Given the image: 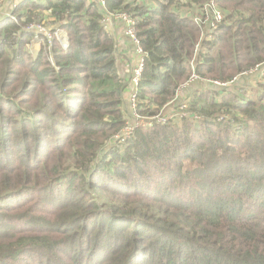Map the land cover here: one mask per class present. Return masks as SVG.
<instances>
[{
    "label": "trees",
    "instance_id": "trees-1",
    "mask_svg": "<svg viewBox=\"0 0 264 264\" xmlns=\"http://www.w3.org/2000/svg\"><path fill=\"white\" fill-rule=\"evenodd\" d=\"M209 1L21 0L0 19V264H264V80L236 86L264 64V0H211L217 22ZM46 14L67 46L32 55ZM192 74L233 82L176 97ZM133 92L141 119L183 101L200 118L124 139Z\"/></svg>",
    "mask_w": 264,
    "mask_h": 264
},
{
    "label": "built area",
    "instance_id": "built-area-1",
    "mask_svg": "<svg viewBox=\"0 0 264 264\" xmlns=\"http://www.w3.org/2000/svg\"><path fill=\"white\" fill-rule=\"evenodd\" d=\"M97 1L100 4H103V0H97ZM16 5L17 4H13L12 9ZM205 8H206V10H207V8L210 9L211 14H212V18H213V22H217V21H219L222 18V15H221L220 11H218L217 9L214 8L213 3H212L211 0L209 1V3H207L205 5ZM8 17H11L13 20H15V18L12 15H10V14L8 15ZM110 17L119 18V19L123 20L126 23V33L132 38L133 42L135 43L136 51L139 54H142V50L139 47L138 41H137V39L135 37V34H134L133 22L124 14H110V13H107L106 19H108ZM193 20L195 22H197V23L202 21L200 18H197V17H193ZM42 21L43 20H41L40 23L32 24V25H30L28 27V29H31V30H33L36 33L33 41H35L38 44H40V43H43L44 40H46L47 43H48V48H49V46L51 44V41L53 39H56V40L59 41V44H60V46L62 48H66L67 41H63V39H62L63 38L62 34H64L63 31L61 29H59L58 27H56V24L48 25V22L43 23ZM211 26L214 27V24H211ZM258 67L259 66H257L255 69H257ZM141 69H142V58L140 59L139 63L136 65V67L134 68V74H133V78H132V81L134 82V84H136L138 82V79H139L140 74H141ZM201 81L202 80H199V78L195 74H192L189 77V80L186 83V85H183V86H181L179 88V90L177 91L176 97L178 96V94H179L180 90L182 89V87L188 86V85H190L192 83L201 82ZM207 82L211 83L212 85L217 86V87H223V86H226L227 84L232 83L233 80L230 81V82H226V83L218 82V81H206L205 83H207ZM134 93L135 92H133L131 94V96H130V110H131L130 111V115H131L132 120L129 121L126 124V126L123 128L122 133H121V136L124 139L129 138V136L133 133L134 129L137 128V127H141V128L149 127L151 122H152V120H154V119H156L157 122H159V123H164V122H166L167 120H169L171 118H173V119L174 118H183V117H191L193 119H199L200 118V116L197 113H195L193 111H189L187 103L185 101H183L179 105V110L178 111H171V108L168 107V109L167 108L163 109L162 110L163 112H161L160 115H155L154 117L141 119L134 112V109H135V106H136Z\"/></svg>",
    "mask_w": 264,
    "mask_h": 264
},
{
    "label": "crops",
    "instance_id": "crops-1",
    "mask_svg": "<svg viewBox=\"0 0 264 264\" xmlns=\"http://www.w3.org/2000/svg\"><path fill=\"white\" fill-rule=\"evenodd\" d=\"M21 0H2L0 3V19L8 16L11 11L13 4L19 3ZM184 11L186 7L183 8ZM51 19H48V15L46 14L45 21L48 22V25H52L50 23ZM108 26L111 29V33L114 37L118 39V53H119V62H123L128 66L127 63H130V70H133L134 67L137 65V54L134 51L133 44L124 34L123 25L121 22L114 23L112 20H108ZM64 33V32H63ZM63 35V41H66L65 34ZM31 47V48H30ZM40 48V44L35 41H32L29 44V49H31V53L36 54ZM264 80V64L259 66L253 72L249 73L248 75H243L237 79L236 86L238 88L246 87L251 89L255 87L256 83L259 81ZM197 85H200L203 82H196ZM205 84V83H204ZM182 93V89L180 90L179 94ZM124 106L127 110H129V103H128V93L125 94L124 97ZM130 112V111H129Z\"/></svg>",
    "mask_w": 264,
    "mask_h": 264
},
{
    "label": "rangeland",
    "instance_id": "rangeland-1",
    "mask_svg": "<svg viewBox=\"0 0 264 264\" xmlns=\"http://www.w3.org/2000/svg\"><path fill=\"white\" fill-rule=\"evenodd\" d=\"M181 2H184V0H181ZM31 48V47H30ZM31 49H29V51H30ZM31 52V51H30ZM32 55H36V54H34V53H31ZM255 88L253 87V89L251 88V89H249L248 90V92H247V94L248 95H250V96H252V97H255Z\"/></svg>",
    "mask_w": 264,
    "mask_h": 264
}]
</instances>
